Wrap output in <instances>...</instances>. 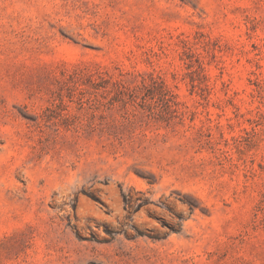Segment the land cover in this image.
<instances>
[{"label":"rangeland","instance_id":"374dc122","mask_svg":"<svg viewBox=\"0 0 264 264\" xmlns=\"http://www.w3.org/2000/svg\"><path fill=\"white\" fill-rule=\"evenodd\" d=\"M0 264H264V0H0Z\"/></svg>","mask_w":264,"mask_h":264}]
</instances>
